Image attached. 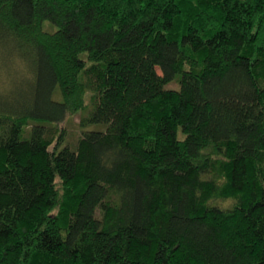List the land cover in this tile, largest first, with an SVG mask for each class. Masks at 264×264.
<instances>
[{
	"label": "trees",
	"instance_id": "obj_1",
	"mask_svg": "<svg viewBox=\"0 0 264 264\" xmlns=\"http://www.w3.org/2000/svg\"><path fill=\"white\" fill-rule=\"evenodd\" d=\"M0 264H264V0H0Z\"/></svg>",
	"mask_w": 264,
	"mask_h": 264
},
{
	"label": "rangeland",
	"instance_id": "obj_2",
	"mask_svg": "<svg viewBox=\"0 0 264 264\" xmlns=\"http://www.w3.org/2000/svg\"><path fill=\"white\" fill-rule=\"evenodd\" d=\"M44 25L48 29L52 28L51 25L48 22H44ZM157 72L160 73V69L159 68H157ZM168 85L169 86L170 85L171 86H175V83L174 82H170V83H168ZM79 116H80L79 113L67 115L66 118L63 121L58 123V127L59 128H63L64 131H65L64 140L69 142L71 145L74 144L75 139L81 133L79 125H78ZM87 127L88 128H100V127H103V124L94 123V124H90ZM216 202L219 203V204H223V205L229 204V200L217 199Z\"/></svg>",
	"mask_w": 264,
	"mask_h": 264
}]
</instances>
